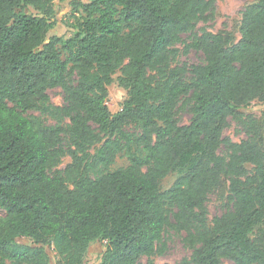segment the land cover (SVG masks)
<instances>
[{
	"label": "trees",
	"instance_id": "trees-1",
	"mask_svg": "<svg viewBox=\"0 0 264 264\" xmlns=\"http://www.w3.org/2000/svg\"><path fill=\"white\" fill-rule=\"evenodd\" d=\"M56 1L0 0V264H88L96 244L97 264H155L167 229L184 232L183 264H264V113L241 111L264 101V0L243 9L234 44L195 32L215 0H69L67 37L50 33ZM185 34L203 63L172 65ZM113 83L126 90L115 112ZM229 117L246 138L222 135ZM122 153L128 164L109 170ZM222 179L227 200L209 224Z\"/></svg>",
	"mask_w": 264,
	"mask_h": 264
},
{
	"label": "rangeland",
	"instance_id": "rangeland-1",
	"mask_svg": "<svg viewBox=\"0 0 264 264\" xmlns=\"http://www.w3.org/2000/svg\"><path fill=\"white\" fill-rule=\"evenodd\" d=\"M69 0H57L55 2L56 13L54 16L55 24L53 25L50 33L64 34L66 37L70 35L68 24L73 19L70 14ZM258 0H215V12L214 18L208 22H199L195 28V32L199 33L202 29H206L213 33H222L230 38V44H234L239 39V27L241 21V12L243 9ZM27 13H35V10L28 6L24 9ZM182 42L176 47L178 53L172 63V65H180L186 63L188 65L203 63V55L201 52L189 48L185 49V45L191 41L190 36L182 35ZM64 58V55H62ZM118 74V73H117ZM116 74V75H117ZM115 75V76H116ZM107 105L111 112L117 111L123 99L126 97V90L117 86L115 83L109 85ZM49 95V101L55 105H60L63 102L62 90L58 87L50 88L47 90ZM244 113H252L259 123L262 121V114L264 113V101L255 99L251 101L247 106L241 110ZM29 118H39V120L45 125H55L56 120L51 116L42 113L39 110H30L25 113ZM177 119L180 124H187L190 121L191 114L188 109L180 108L177 110ZM228 125L223 130L222 135L230 138L233 142H239L241 139L246 138V133L242 126L237 123L235 119L229 117ZM262 137L259 139L260 144L264 148V124H262ZM94 152V149L91 150ZM220 153H225L221 147ZM70 161L69 157L62 158L58 168H62L66 163ZM128 164V158L125 154H120L116 157L115 163L109 167V170L116 169L118 167L126 166ZM250 167V165H247ZM179 175L178 168H174L166 177L160 181V189L165 190L172 185L176 177ZM228 194V182L226 179H222L219 187L208 195L206 206L207 216L209 224L213 216L220 214L224 210V206L227 200ZM5 216V211L0 209V217ZM163 239L166 242V250L161 254L152 256V260L155 264H183V260H188L191 256V249L184 243V232H178L174 229H167L163 234ZM102 250L99 244H96L90 249L88 253V264H97L99 261V255L97 252ZM96 251V252H93ZM143 261L145 260L142 259ZM50 264H57L56 256L51 257ZM219 264H232L227 259H222Z\"/></svg>",
	"mask_w": 264,
	"mask_h": 264
}]
</instances>
